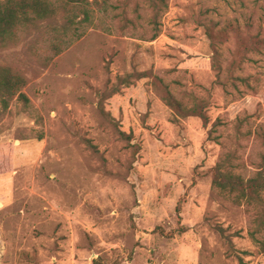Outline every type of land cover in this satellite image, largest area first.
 I'll list each match as a JSON object with an SVG mask.
<instances>
[{
  "label": "rangeland",
  "instance_id": "obj_1",
  "mask_svg": "<svg viewBox=\"0 0 264 264\" xmlns=\"http://www.w3.org/2000/svg\"><path fill=\"white\" fill-rule=\"evenodd\" d=\"M49 1L0 45L26 81L0 100V264H264L260 209L213 186L222 160L246 179L263 162L264 48L243 40L264 39V0ZM204 20L234 25L220 74ZM154 77L205 99L208 128Z\"/></svg>",
  "mask_w": 264,
  "mask_h": 264
},
{
  "label": "trees",
  "instance_id": "obj_2",
  "mask_svg": "<svg viewBox=\"0 0 264 264\" xmlns=\"http://www.w3.org/2000/svg\"><path fill=\"white\" fill-rule=\"evenodd\" d=\"M68 4L72 5H85L87 0H66ZM154 10L161 5L166 7L165 0H149ZM206 11L205 14H208ZM56 14V10L53 8L49 0H9L6 3L0 1V45L8 44L14 38V32L20 27H27L35 25L38 21L51 19ZM90 14L85 11V22H88ZM205 29L206 36L208 37L211 47L213 49L212 68L215 72L220 74L222 66L220 64V53L217 46L223 44L228 40L230 32L234 31V25L220 26L213 21H206L202 23ZM158 37V33L155 34L154 39ZM243 44L250 48L254 45L256 50L264 48V39L252 38L251 40H243ZM248 48V50H249ZM149 77L148 73H136L133 75H127L124 78H119L118 82L121 87H130L136 81ZM158 83H154L155 87H160L162 90L163 101L173 111L176 120L198 118L202 121L203 127L208 128L210 125V118L208 115V102L196 95L190 96L191 100L189 104H185L181 101L170 89L169 85L161 78H156ZM26 85V81L19 75L15 74L11 69L0 67V100L7 106V100L16 95V92ZM119 89L111 90L107 96H113L121 92ZM19 99L24 102L25 105L30 103L29 98L25 94H20ZM101 110L104 114H107L101 106ZM106 116L110 117L109 114ZM128 136L132 139V134ZM209 137L211 133L209 132ZM208 137V138H209ZM229 160L225 159L220 161L214 170L213 186L222 192L235 195V201L240 204L245 201L249 205H256L260 209L258 218L256 219L257 229L259 232L264 228V157L260 170L254 177L249 179L244 178L241 175L235 174L228 167ZM224 234L223 229H220ZM253 238L255 233H252Z\"/></svg>",
  "mask_w": 264,
  "mask_h": 264
}]
</instances>
